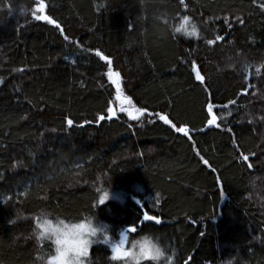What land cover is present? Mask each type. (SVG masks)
<instances>
[{"label": "trees", "instance_id": "trees-1", "mask_svg": "<svg viewBox=\"0 0 264 264\" xmlns=\"http://www.w3.org/2000/svg\"><path fill=\"white\" fill-rule=\"evenodd\" d=\"M39 2L0 0V264H48L45 210L114 240L152 233L162 264H264V0ZM102 241L87 262L123 264Z\"/></svg>", "mask_w": 264, "mask_h": 264}, {"label": "snow or ice", "instance_id": "snow-or-ice-1", "mask_svg": "<svg viewBox=\"0 0 264 264\" xmlns=\"http://www.w3.org/2000/svg\"><path fill=\"white\" fill-rule=\"evenodd\" d=\"M181 4H184V0H180ZM186 6V5H185ZM45 3L44 0H40L39 4H38V11L43 13L45 10ZM33 16L34 19L36 20H43L46 21L48 24L54 25L57 29L60 30L61 34L64 35L63 29L61 28V25L55 20L52 19L50 16L48 15H36L35 11L33 12ZM189 21V17L185 16L184 17V23L180 25L179 28H177V31L183 30L185 32L186 35H196V26L193 24L191 26V30H189L186 27V24ZM240 23H243V21H240ZM64 39L68 40L69 37L67 35H64ZM217 40H221L223 39L220 36L216 37ZM209 44H212L213 41L209 40L208 41ZM96 55L100 57L101 60H105L109 62V66H108V70H107V76L109 78V80L111 81L112 84H114L116 86V91H117V99L120 98L121 95V88H120V74L118 72L113 71V68L111 67V62L109 60V57L103 55L99 50L96 51ZM193 71L195 73V78L198 81L203 82L204 77L201 75L200 71L197 70L196 65L193 64ZM252 67L249 64H244L243 65V71L247 72L248 69ZM257 72H259V69L257 68ZM230 103H234V101H230ZM128 104L131 105V100H128ZM225 107H227V105H225ZM122 112L123 111H127V114L129 116L130 119H137L140 116L144 115V113L147 111L144 108H135L134 111H129L126 108L121 107L120 109ZM207 111L209 114H211L213 112V106L211 104L208 105ZM107 113L109 114V118H111L112 116H115V112L113 111V109L111 107H109L107 109ZM149 116L152 115V113H148ZM156 115L158 116L159 120L163 121L165 124L170 125L171 127H173L175 129L176 132L178 133H183L184 135H188V130L185 127H177L175 124L172 123V121L168 118L167 115L165 114H160V113H156ZM98 120H104L105 116L104 115H100L97 118ZM216 120L217 117L215 115H211V118L208 119L207 123L208 125H213L216 124ZM67 124L69 126H71L73 124V121L71 119L67 120ZM218 126V125H217ZM247 156L243 157V159L247 160ZM205 163H207V161H204ZM108 199V195L105 194V196L101 197V200H106ZM157 203H159V201L157 200ZM143 220L144 221H153L155 220L156 223H159V219L155 216L149 215L146 212L143 214ZM46 224H51V221L49 220H40L37 222V228L40 229V233L39 235H37V239L41 240V239H46V238H42V237H46L48 235L47 229L45 228ZM53 228H56L57 225H52ZM72 228H76V229H84L83 232L80 233L78 239H75L73 241H71L72 243V247L74 249V251H69L66 253V257H70L72 255H78L79 259L77 261V264H83V261L81 260V257H86L88 255V247H87V239H86V234L89 228L88 223L86 222H81L78 225H72ZM128 231H131V229L126 230V231H122L119 235H120V239H119V243L118 244H112L110 245L111 251H112V259L113 260H119L121 258H125L124 256H120L118 255V248H122L125 252V254H130V250L125 248V245L128 242ZM51 240L54 242L55 244V255L49 258L48 264H53V261L55 260V256L59 255L60 253V249H61V237L58 236L55 232L51 233ZM48 240V239H47ZM103 243L107 244V238L105 237L104 240L102 241ZM169 261L171 260V258H168ZM66 264H67V260H66Z\"/></svg>", "mask_w": 264, "mask_h": 264}, {"label": "clouds", "instance_id": "clouds-1", "mask_svg": "<svg viewBox=\"0 0 264 264\" xmlns=\"http://www.w3.org/2000/svg\"><path fill=\"white\" fill-rule=\"evenodd\" d=\"M246 64V63H245ZM49 213L45 210L41 212V220H49L51 224H46L45 228L47 229L48 235L46 238L51 240V233L55 232L58 236L61 237V249L59 255L55 256L53 264H77L79 259L78 255H72L66 257V253L69 251H74L71 241L78 239L81 232L84 229L72 228V225H78L79 223H70L65 220L57 217L54 221L48 219ZM89 225L86 239L87 247H89L98 241L101 238H107V244L110 246L112 244H118L119 240H114L106 227L102 228L96 223V218H89L87 220ZM52 225H57L56 228H53ZM40 229H37V235H39ZM130 254H125L122 248H118V255L124 256L126 259L123 261V264H145V261H150L151 264H162L166 262V257L168 256L167 249L163 245L158 236L152 233H142L141 235L133 238L129 242Z\"/></svg>", "mask_w": 264, "mask_h": 264}, {"label": "rangeland", "instance_id": "rangeland-1", "mask_svg": "<svg viewBox=\"0 0 264 264\" xmlns=\"http://www.w3.org/2000/svg\"><path fill=\"white\" fill-rule=\"evenodd\" d=\"M247 160H248V158H247ZM248 162V161H247ZM139 203V205H141V203L140 202H138ZM81 223V222H80ZM128 242H130V241H128ZM90 248V247H89ZM125 248L126 249H129V246L126 244L125 245ZM88 255H89V249H88ZM88 255L86 256V257H81V260L83 261V264H89L88 262H87V257H88Z\"/></svg>", "mask_w": 264, "mask_h": 264}, {"label": "water", "instance_id": "water-1", "mask_svg": "<svg viewBox=\"0 0 264 264\" xmlns=\"http://www.w3.org/2000/svg\"><path fill=\"white\" fill-rule=\"evenodd\" d=\"M107 119H111V118H109V115L107 116ZM245 160V159H244ZM246 162H247V160H245Z\"/></svg>", "mask_w": 264, "mask_h": 264}]
</instances>
